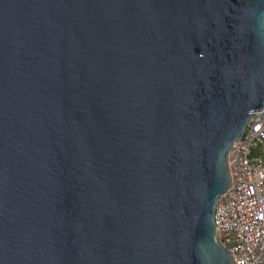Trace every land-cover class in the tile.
Wrapping results in <instances>:
<instances>
[{
	"label": "water",
	"instance_id": "1",
	"mask_svg": "<svg viewBox=\"0 0 264 264\" xmlns=\"http://www.w3.org/2000/svg\"><path fill=\"white\" fill-rule=\"evenodd\" d=\"M263 108L264 0H0V264H235Z\"/></svg>",
	"mask_w": 264,
	"mask_h": 264
},
{
	"label": "built area",
	"instance_id": "2",
	"mask_svg": "<svg viewBox=\"0 0 264 264\" xmlns=\"http://www.w3.org/2000/svg\"><path fill=\"white\" fill-rule=\"evenodd\" d=\"M233 187L217 200L216 232L235 264H264V108L229 153Z\"/></svg>",
	"mask_w": 264,
	"mask_h": 264
}]
</instances>
